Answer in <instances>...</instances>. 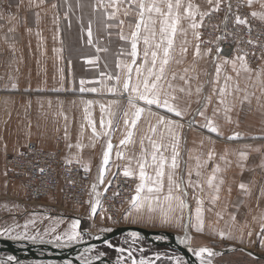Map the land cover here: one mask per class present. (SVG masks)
Returning <instances> with one entry per match:
<instances>
[{
    "label": "crops",
    "instance_id": "crops-1",
    "mask_svg": "<svg viewBox=\"0 0 264 264\" xmlns=\"http://www.w3.org/2000/svg\"><path fill=\"white\" fill-rule=\"evenodd\" d=\"M196 1L190 0L198 6ZM188 2L182 0V17ZM144 3L150 6L152 0ZM160 6L167 11L165 4ZM138 11L128 0H0V199L21 200L18 189L23 197L20 185L7 182L6 157L21 153L29 143L55 150L64 135L65 160L87 167L95 192L107 189L120 163L139 179L136 205L123 209L126 226L186 233L196 252L222 240L229 249L264 261V61L253 70L228 59L229 51L222 50L219 59L207 65V80L198 95L181 37V26L192 17L182 18L162 81L171 93L169 103L182 115L137 101L145 111L133 128L135 109L128 99L118 98L128 69H133L135 83V69L143 73L150 67L152 51H157L159 64L165 46L154 47L161 37V17L145 12V23L154 27L156 36L152 39L142 27L138 54L131 55ZM146 36L149 45L143 42ZM161 119L175 123L166 126ZM183 121L189 125L182 127ZM206 123L218 132H210ZM173 144L179 153L175 169ZM162 161L164 175L158 177ZM95 209H90L93 217L106 215Z\"/></svg>",
    "mask_w": 264,
    "mask_h": 264
},
{
    "label": "built area",
    "instance_id": "built-area-1",
    "mask_svg": "<svg viewBox=\"0 0 264 264\" xmlns=\"http://www.w3.org/2000/svg\"><path fill=\"white\" fill-rule=\"evenodd\" d=\"M219 4V10L199 17L205 31L203 42L212 52L211 60L219 59L222 50L227 49L228 59L238 60L253 70L259 69L264 61V19L253 16L245 0H220ZM238 17L246 23H237ZM118 98L128 99V95L121 89ZM56 143L58 148L55 150L29 143L21 153L6 157L7 182L20 185L24 204L55 202L56 205H47L59 213L67 211L80 221L89 219L90 209L93 212V207H99L112 223L119 222L123 209L138 196L139 179L126 176L125 166L120 163L107 189L102 193L95 192L87 167L65 160L64 135H60ZM97 195L99 199H96ZM74 208L77 211H73Z\"/></svg>",
    "mask_w": 264,
    "mask_h": 264
},
{
    "label": "rangeland",
    "instance_id": "rangeland-1",
    "mask_svg": "<svg viewBox=\"0 0 264 264\" xmlns=\"http://www.w3.org/2000/svg\"><path fill=\"white\" fill-rule=\"evenodd\" d=\"M219 1L220 0H212V2L209 3L208 0H197L196 4L198 5L199 12L208 14L212 12V10L219 8ZM245 2L248 4V8L252 13L257 12L264 14V0H254L251 5H249L248 0H245ZM208 4L210 7H205L208 6ZM199 17L200 15L197 13L192 17L190 23L181 26V29H183L181 37L185 45L183 48H185L187 56L185 65L191 68L190 74L193 78L191 81L194 80L196 82L198 89L202 84L201 82L207 80L205 73L208 68L207 65L210 64L212 54L210 47H206V44L203 42V33L205 31L202 28V21ZM256 17L262 19L259 15ZM193 22L198 25L196 28L191 27ZM197 48L199 49V54H197ZM189 92H191V90H189ZM197 94L199 95V91H197ZM180 123L182 127L184 125H189V123H185V121ZM16 192L17 198H22L21 200H17L14 197L0 199V237L12 240L31 241L34 243L49 242L58 245L66 244L65 246H67L68 244H77L78 242L87 241L92 235L99 236L101 234H107L116 228L126 226V221H124V218L122 220V216L119 222L112 223L110 218L106 215L97 218L93 217L91 211L89 219L80 221L67 211H60L59 213L57 209L47 205H56L57 203L55 202L47 201L44 205H25L24 198L21 197L22 194L20 189ZM96 199H99L98 195ZM154 206L148 207L154 209ZM180 234L176 235L185 238V240H183L184 243H189L190 250L192 251L190 235L184 233L181 236ZM141 240L143 239L140 236L132 234L129 239L124 238L122 240H117L115 244L109 243V241L108 244L103 246H109V248L113 250L114 253L112 255H114V259H116L114 262L117 264H134V262L135 264H139L141 260L145 261L146 264H176L177 258L184 261V264H188L180 253L173 250H154L153 248L147 247L146 242ZM211 246L213 247L209 249L211 255L205 252L203 257H201L195 255L192 251L200 264H264L263 258L260 260L239 250H231L222 240L218 243H213ZM215 248L216 251H214ZM121 249H123V251H121ZM3 255L5 256V254ZM97 257H106L98 247L94 248L90 253L82 255L80 259L90 262ZM0 264L8 263L0 261ZM30 264L61 263L54 260H46L35 261Z\"/></svg>",
    "mask_w": 264,
    "mask_h": 264
},
{
    "label": "snow or ice",
    "instance_id": "snow-or-ice-1",
    "mask_svg": "<svg viewBox=\"0 0 264 264\" xmlns=\"http://www.w3.org/2000/svg\"><path fill=\"white\" fill-rule=\"evenodd\" d=\"M129 5L131 6L132 4H136L139 11H138V17L139 19L137 20V22L135 23V29L136 31L131 33V38H132V52L131 55L132 56H137V40L140 34V30L143 27L144 30L146 32H148L151 36L152 39H155L156 33H155V29L154 27H149L148 24L145 23V12L148 13H156L159 15V17H161L160 23H161V29H160V33H161V37L158 43H156L154 45V47L156 49H160L162 45H165L163 47V58L159 60V64H157V56L158 53L157 51H152L151 52V64L150 67H148L145 72H141L139 68L135 69V74H136V81L135 83L132 82V73H133V69L129 68L126 78H125V82L122 85V88L125 92L129 93L128 96V103L130 104V106L132 108L135 109V111L132 114V119L130 121L131 123V127H135L137 121L140 119L141 114L145 111V108L143 107H138L137 106V101H144L145 105L152 106V105H156L158 107H164L167 109V111L169 113H175V115L177 117H180L182 115V112L174 105L169 103V97L171 95L170 92H166L164 89V84L162 83V81H164L165 79V66L168 65L169 63V54H170V50L172 49L173 46V38L176 34L177 31V25L179 24L180 20L182 18H191L194 17L197 13H199V15L201 17H203L204 15H206L207 13H202L199 12V9L197 6H194L190 0L187 3L186 7H185V13L184 16L182 17L181 13H180V9L182 6H184L182 4V0H160V3H157V0H152V3L150 6L145 5L144 0H128ZM209 3L212 2V0H208ZM254 2V0H248L249 5H251ZM165 4L167 11H164V9L160 6V4ZM39 6V5H37ZM118 10V9H117ZM214 10H219L218 8L214 9ZM125 14H128V10H125ZM253 16H261V18H264V14L262 13H257V12H253L252 13ZM148 20L151 22V24L154 26L156 21L152 18V16L150 15L148 17ZM121 24L123 23V21L120 22ZM237 23L240 24H245L246 21L243 19H240L239 17L237 18ZM198 25L193 22L191 24L192 28H196ZM89 36H91V32H89ZM123 38V37H122ZM143 42L145 45H149V37L146 36L143 39ZM197 54H199V49L197 48ZM149 53L146 51L145 52V64H148V57ZM219 73V70H217ZM174 78V77H173ZM117 83H119L120 81V77L117 76L116 78ZM83 83V81L81 82ZM169 89L172 88V85L169 84L168 85ZM92 91H95V89H92ZM181 91H183V89H181ZM197 91H199V89H197ZM221 95H223V90H221ZM163 96V98H162ZM220 103H224V100L221 99ZM199 115H204L203 111H200L198 113ZM124 115L127 117L128 113L125 112ZM159 123H164L166 126L174 124V121H164L163 119H161L159 121ZM110 124V122H109ZM125 124L129 125V120L126 119L125 120ZM178 127L180 125H177ZM204 127L208 128L210 130V132L212 133H217L218 129L216 126H213L211 123H206L204 125ZM169 132H171V128H168ZM93 131H95V129H93ZM155 131V128H153V132ZM131 135V133H129V136ZM238 138V134L234 137H230V139H235ZM125 141H121V143H124ZM153 145L154 148H159L160 145H157L155 143V141H150ZM109 150H111V145L109 144ZM172 150L174 155L172 156V161H171V166L173 169H175L176 167H178L177 165V156L179 155L178 151H177V145L173 144L172 145ZM244 153H241V156H243ZM153 161H155L157 159L156 155H153L152 157ZM108 162V156H105V163L107 164ZM163 161L160 163L159 165V172H158V177H163L164 175V170H163ZM42 171V170H41ZM126 176L130 175L129 172H125L124 173ZM141 177L144 176V172H143V167H141V172H140ZM191 175V173H189V176ZM197 175H199V173H197ZM214 179V177H213ZM169 180H172V177H169ZM158 184H160L161 182L158 180L157 181ZM212 183V180H209V184ZM189 184H191V181H189ZM162 187V185H161ZM161 187H157L156 191L159 192L161 191ZM241 188H244V185H241ZM150 191L152 189H149ZM169 193H171V187L169 188ZM168 199H172V196L169 194ZM136 205V198H134L133 200V206ZM93 212H95V207H93ZM202 229L198 226L197 227V231H201ZM121 251H123V249H121ZM194 252L195 255L198 256H203V254L205 252H208L211 255V252L208 249L205 248H201L198 252H196V250H192ZM135 264V262H134ZM139 264H146L145 261L141 260L139 262ZM176 264H184V261H182L180 258L176 259Z\"/></svg>",
    "mask_w": 264,
    "mask_h": 264
},
{
    "label": "water",
    "instance_id": "water-1",
    "mask_svg": "<svg viewBox=\"0 0 264 264\" xmlns=\"http://www.w3.org/2000/svg\"><path fill=\"white\" fill-rule=\"evenodd\" d=\"M124 234H137L154 246L166 247L180 253L188 264H200L190 248L185 246L183 241L185 238H181L172 232L151 231L133 226L119 227L99 236L92 235L87 241L69 244L61 248L55 247L49 242L34 243L0 237V261L8 264H30L35 261L46 260H54L61 264H117L106 257H97L90 262L81 260L80 257L90 253L96 247L108 244L112 239L124 236Z\"/></svg>",
    "mask_w": 264,
    "mask_h": 264
},
{
    "label": "trees",
    "instance_id": "trees-1",
    "mask_svg": "<svg viewBox=\"0 0 264 264\" xmlns=\"http://www.w3.org/2000/svg\"><path fill=\"white\" fill-rule=\"evenodd\" d=\"M131 236H132V234H124V236H120V237H118V238H115V239H112V240H110V242L109 243H112V244H115V242H117V240H122V239H124V238H131ZM139 240V239H138ZM141 241H143V242H146V244H147V247H149V248H153L154 250H169V251H172V250H170V249H168V248H166V247H158V246H154L153 244H151L150 242H147V241H144V240H141ZM103 253H104V255L108 258V259H111V260H113V261H115L116 259H114V255H112L114 252H113V250H111L110 248H109V246L108 247H106V246H99L98 247Z\"/></svg>",
    "mask_w": 264,
    "mask_h": 264
},
{
    "label": "bare ground",
    "instance_id": "bare-ground-1",
    "mask_svg": "<svg viewBox=\"0 0 264 264\" xmlns=\"http://www.w3.org/2000/svg\"><path fill=\"white\" fill-rule=\"evenodd\" d=\"M187 238H188V236H187ZM50 244H52V245H54L55 247H58V248H61V247H63V246L66 245V244H63V245H62V244H59V245H58V244H56V243H55V244H54V243H50ZM184 244H185V243H184ZM68 245H69V244H68ZM185 246H186V247H189V243H186ZM189 248H190V247H189Z\"/></svg>",
    "mask_w": 264,
    "mask_h": 264
}]
</instances>
